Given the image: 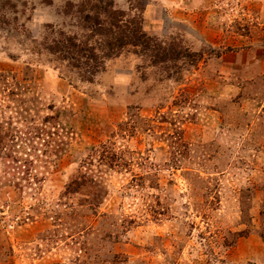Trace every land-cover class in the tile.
<instances>
[{"label": "rangeland", "instance_id": "obj_1", "mask_svg": "<svg viewBox=\"0 0 264 264\" xmlns=\"http://www.w3.org/2000/svg\"><path fill=\"white\" fill-rule=\"evenodd\" d=\"M0 264H264V0H0Z\"/></svg>", "mask_w": 264, "mask_h": 264}]
</instances>
